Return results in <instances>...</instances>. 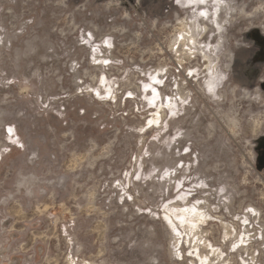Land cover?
Wrapping results in <instances>:
<instances>
[{"label":"rangeland","instance_id":"374dc122","mask_svg":"<svg viewBox=\"0 0 264 264\" xmlns=\"http://www.w3.org/2000/svg\"><path fill=\"white\" fill-rule=\"evenodd\" d=\"M264 0H0V264H264Z\"/></svg>","mask_w":264,"mask_h":264},{"label":"water","instance_id":"95a60500","mask_svg":"<svg viewBox=\"0 0 264 264\" xmlns=\"http://www.w3.org/2000/svg\"><path fill=\"white\" fill-rule=\"evenodd\" d=\"M261 162H264V154H263V156L261 157Z\"/></svg>","mask_w":264,"mask_h":264}]
</instances>
